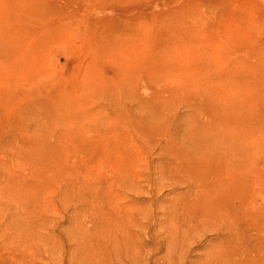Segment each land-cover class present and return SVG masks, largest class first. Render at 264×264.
I'll list each match as a JSON object with an SVG mask.
<instances>
[{"label":"rangeland","instance_id":"obj_1","mask_svg":"<svg viewBox=\"0 0 264 264\" xmlns=\"http://www.w3.org/2000/svg\"><path fill=\"white\" fill-rule=\"evenodd\" d=\"M227 252L264 262V0H0V264Z\"/></svg>","mask_w":264,"mask_h":264},{"label":"bare ground","instance_id":"obj_2","mask_svg":"<svg viewBox=\"0 0 264 264\" xmlns=\"http://www.w3.org/2000/svg\"><path fill=\"white\" fill-rule=\"evenodd\" d=\"M204 168L202 166L194 165V169L191 170V172L197 177L195 179V182H198L199 184H206L207 179L206 177H198L202 172ZM227 192H225L224 195V202L226 203V207H229V213L230 216L233 218L234 221L238 219L237 213L241 211V201H242V190L241 186L238 185L236 181H234L232 184L226 186ZM234 200L235 203L229 204L230 200ZM237 211V212H236ZM235 228H237V225L235 224ZM251 254H257V250L253 248L251 251H249ZM216 264H264V262L260 260H241L236 254H233L231 252L225 253V255H222V257L218 260Z\"/></svg>","mask_w":264,"mask_h":264}]
</instances>
